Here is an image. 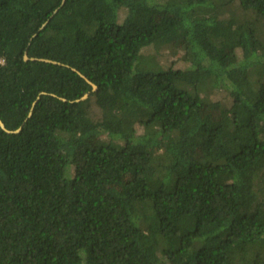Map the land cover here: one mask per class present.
Wrapping results in <instances>:
<instances>
[{
	"label": "trees",
	"instance_id": "1",
	"mask_svg": "<svg viewBox=\"0 0 264 264\" xmlns=\"http://www.w3.org/2000/svg\"><path fill=\"white\" fill-rule=\"evenodd\" d=\"M0 120V264H264V0H0Z\"/></svg>",
	"mask_w": 264,
	"mask_h": 264
},
{
	"label": "rangeland",
	"instance_id": "2",
	"mask_svg": "<svg viewBox=\"0 0 264 264\" xmlns=\"http://www.w3.org/2000/svg\"><path fill=\"white\" fill-rule=\"evenodd\" d=\"M180 51H177L172 47H164L159 50L153 48H147L143 51V55H146L147 60H152L153 62L158 63L161 67L165 68L169 65H172L173 68H186L187 63L180 60L181 55ZM215 100L224 101L225 105L229 104V100L225 92L216 93L215 96H212ZM137 132H141L140 128H137Z\"/></svg>",
	"mask_w": 264,
	"mask_h": 264
},
{
	"label": "water",
	"instance_id": "3",
	"mask_svg": "<svg viewBox=\"0 0 264 264\" xmlns=\"http://www.w3.org/2000/svg\"><path fill=\"white\" fill-rule=\"evenodd\" d=\"M64 2V0H62V3ZM57 11V9H55L53 11V13H55ZM45 25V23L41 26V28ZM23 60L24 61H27V60H38V61H43V62H47V63H52V64H58V65H61L60 63H57L55 61H51V60H47V59H35V58H28L27 56V53L24 52V55H23ZM75 73H77L82 79H84L92 88V91H94L96 89V86L90 82L86 77H84L83 75L80 74V72L76 71L75 69H72ZM40 95H44V93H40ZM88 97V94H85L83 95L80 99H77L75 101H80V100H85L86 98ZM39 97H37V99L34 101V103H32V107L35 105V103L38 101ZM31 114V111L29 112L28 115ZM0 128L2 130H4L5 132L7 133H16L19 131V128L14 130V131H9L5 128L4 124L2 123V121L0 120Z\"/></svg>",
	"mask_w": 264,
	"mask_h": 264
}]
</instances>
